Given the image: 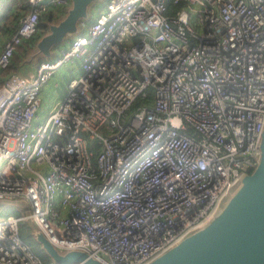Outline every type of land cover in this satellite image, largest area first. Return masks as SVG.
<instances>
[{
	"label": "built area",
	"instance_id": "built-area-1",
	"mask_svg": "<svg viewBox=\"0 0 264 264\" xmlns=\"http://www.w3.org/2000/svg\"><path fill=\"white\" fill-rule=\"evenodd\" d=\"M27 1L0 49V264H46L22 219L59 250L145 264L209 219L258 161L264 0H182L175 14L166 0H103L57 56L23 73L11 64L19 44L71 3ZM75 60L80 71L42 114L44 87Z\"/></svg>",
	"mask_w": 264,
	"mask_h": 264
},
{
	"label": "water",
	"instance_id": "water-1",
	"mask_svg": "<svg viewBox=\"0 0 264 264\" xmlns=\"http://www.w3.org/2000/svg\"><path fill=\"white\" fill-rule=\"evenodd\" d=\"M95 1L99 0H71L64 15L48 22L47 32L35 40L36 50L25 60L30 54L51 55L56 43L79 32L78 21L91 17ZM261 134L258 161L212 216L145 264H264V126ZM32 233L57 263L107 264L80 248L59 250L41 229Z\"/></svg>",
	"mask_w": 264,
	"mask_h": 264
},
{
	"label": "crops",
	"instance_id": "crops-1",
	"mask_svg": "<svg viewBox=\"0 0 264 264\" xmlns=\"http://www.w3.org/2000/svg\"><path fill=\"white\" fill-rule=\"evenodd\" d=\"M11 2H14V3H9L6 7V11H5V15L3 17H0V49H1V44L2 42L7 39L11 33V31L7 30L5 31L6 29H8L7 27H10V25L13 24L14 22V19L16 18L17 14L19 12H22L24 10H27L28 9V1L27 0H12ZM102 1L100 2V5H101ZM65 8L64 6H60L58 7L57 9H50L48 10L47 12H51L53 15H54V18L53 19H50V18H45V22L47 23V26H48V22L49 21H53V20H57L55 18H57V16L60 14V16L64 15L66 12H65ZM98 7L95 8V13L94 15L96 14V12L98 11ZM46 12V13H47ZM46 13H44L43 15H45ZM93 15V16H94ZM92 16V17H93ZM91 17V18H92ZM45 26L39 28L38 32L41 31V35L44 34L45 32H47V29ZM10 29H13V26L10 28ZM83 31V29H81L80 27V31L81 32ZM79 32H76L74 35L78 34ZM40 35V36H41ZM74 35H70L67 37V40L68 38L70 37H73ZM39 36V37H40ZM38 37V38H39ZM36 39L33 40L32 42V46H29V48L27 49V51L25 52V49L27 48H24V58H21L19 60L18 63H16V65L14 64L12 66V68L14 69H17L23 73H29L30 71H32L35 67V63L37 62V60H39V58L41 57H45V58H52V57H55L57 56L59 53H60V49L61 47L65 46L66 45V42L67 40H65L64 42H59V43H56V45H54L52 47V52L53 50H55V52L52 54L51 52V55L49 56H46V55H36L35 57L29 56V61L28 59L25 60V55H28L29 52H30V49L33 48L36 50V45H34V42H35ZM70 65L72 69H76L77 70V73L80 71V63L78 60H75L73 62H68L64 65H62L61 67H59L55 73V75L52 77V79L49 81V83L46 84V86L44 87L43 89V92H42V98H41V113L42 114H45L47 111L50 110V108L57 102V100H60L64 94L66 93L67 91V87H66V80L68 78L69 75L73 74V71H70V70H66L64 67L65 65Z\"/></svg>",
	"mask_w": 264,
	"mask_h": 264
},
{
	"label": "trees",
	"instance_id": "trees-1",
	"mask_svg": "<svg viewBox=\"0 0 264 264\" xmlns=\"http://www.w3.org/2000/svg\"><path fill=\"white\" fill-rule=\"evenodd\" d=\"M2 1L3 0H0V3ZM166 4H167V12L170 13V14H175L177 12V10L180 9V7H181V5L183 3H182V0H179V2H175L174 0H166ZM20 16H21V12H19L17 14L16 18L14 19L13 24L10 25V27H7L8 29H6L5 31L9 30V31L12 32L15 29H17L18 25H19V21H20ZM58 16H60V14ZM58 16H57V18H60ZM45 18L46 19L47 18L53 19L54 15L49 11L45 15L42 14L41 17H40L39 26H41V27L45 26L46 28H48L47 23L45 22ZM12 26H13V29H10ZM40 33H41V31L35 33L33 36L29 37V39H25L21 44H19L18 50L14 53V55L11 58L12 66L14 64L16 65V63L19 62V60L22 58V55L24 53V48L27 47L25 49V52H26L27 49L29 48V46H32L33 40L37 39L41 35ZM5 74H6V70L1 68L0 69V78L2 76H4ZM149 90L151 92V88H149ZM140 101H141V99H138L135 102V104H137ZM90 145L95 146V148L98 147L97 142L95 140H93V139L91 140V144ZM10 210L11 209L8 206H6L5 213H8V211H10ZM19 229H20V234L27 241H29L31 243L34 251L40 254V256L43 258L44 262L46 264H51L52 257L50 255V253H48L43 247H41L40 241L37 239L36 235L31 232V228H30V224H29L28 220H25V219L20 220Z\"/></svg>",
	"mask_w": 264,
	"mask_h": 264
},
{
	"label": "rangeland",
	"instance_id": "rangeland-1",
	"mask_svg": "<svg viewBox=\"0 0 264 264\" xmlns=\"http://www.w3.org/2000/svg\"><path fill=\"white\" fill-rule=\"evenodd\" d=\"M100 2H101V0H99V1H95L94 3H93V5H92V3H91V5H90V9H89V12H90V14H89V16H93L94 15V13H95V8H100L102 5H100ZM58 17H61V16H58ZM55 19H58V18H55ZM73 35V34H72ZM65 40H63V41H61V42H64ZM31 50V52L33 51H35L33 48H31L30 49ZM55 52V50H53V52H52V54ZM29 55V54H28ZM28 55H25V57L27 58L28 57ZM33 55H35V54H33ZM38 55H40V54H38ZM35 57V56H34ZM22 58H24V53H23V55H22ZM28 61H29V59H28ZM67 71L68 70H70V71H73V74H76L77 73V70L75 69H72L71 68V66L68 64V65H65V67H64ZM27 207V206H26ZM11 210L10 211H8V212H16V213H18V210L17 209H13V208H10ZM2 214H5V213H2ZM40 245H41V247H42V244L40 243ZM61 250H63L64 251V249H61Z\"/></svg>",
	"mask_w": 264,
	"mask_h": 264
}]
</instances>
